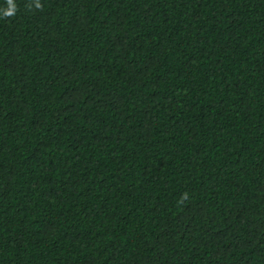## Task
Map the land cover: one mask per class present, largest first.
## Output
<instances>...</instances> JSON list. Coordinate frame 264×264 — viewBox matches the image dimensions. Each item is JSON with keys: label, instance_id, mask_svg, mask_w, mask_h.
<instances>
[{"label": "trees", "instance_id": "obj_1", "mask_svg": "<svg viewBox=\"0 0 264 264\" xmlns=\"http://www.w3.org/2000/svg\"><path fill=\"white\" fill-rule=\"evenodd\" d=\"M0 0V264H264V0Z\"/></svg>", "mask_w": 264, "mask_h": 264}, {"label": "clouds", "instance_id": "obj_2", "mask_svg": "<svg viewBox=\"0 0 264 264\" xmlns=\"http://www.w3.org/2000/svg\"><path fill=\"white\" fill-rule=\"evenodd\" d=\"M33 6V3L29 2L27 5L28 8H31ZM34 6L37 9H42L43 5L40 2V0H34ZM17 4L15 3V0H7V8L3 11V16L4 17H12L15 16L17 13Z\"/></svg>", "mask_w": 264, "mask_h": 264}]
</instances>
